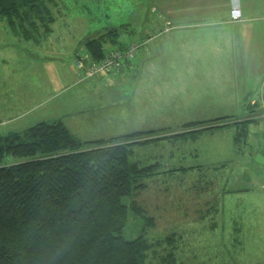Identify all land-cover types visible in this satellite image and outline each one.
Masks as SVG:
<instances>
[{
    "label": "rangeland",
    "instance_id": "1",
    "mask_svg": "<svg viewBox=\"0 0 264 264\" xmlns=\"http://www.w3.org/2000/svg\"><path fill=\"white\" fill-rule=\"evenodd\" d=\"M233 9L241 10L240 19H232ZM52 11L53 30L40 43L17 39L0 21L1 104H9L10 94L19 99L13 110H1L8 121L0 134L56 120L54 114L83 140L178 131L182 122L222 116L256 120L244 133L202 132L188 141L184 157L176 149L177 161L170 160L168 141L137 148L135 158L166 160L165 170L208 166L158 174L138 197L154 220L148 238L175 240L154 247L153 263L175 250L185 264H264V165L254 155L264 152V0H56ZM104 34L144 38L137 69H123L120 78L83 74L76 51ZM27 87L39 89L34 102L23 99ZM221 187L237 191L223 194ZM147 221L130 214L122 234L139 236Z\"/></svg>",
    "mask_w": 264,
    "mask_h": 264
},
{
    "label": "trees",
    "instance_id": "2",
    "mask_svg": "<svg viewBox=\"0 0 264 264\" xmlns=\"http://www.w3.org/2000/svg\"><path fill=\"white\" fill-rule=\"evenodd\" d=\"M55 2L0 0V21L5 20L20 39L38 42L53 30ZM109 39L105 34L87 38L86 49L76 51L75 57L82 52L101 63L110 52H127L144 40L115 38L108 45ZM143 48L139 45L127 55L111 77L122 76L123 69H137ZM255 121L229 122L222 116L185 123L176 133L161 128L83 140L56 119L0 134V264H185L175 250L152 262L155 246H175V240L148 238L154 220L138 197L154 176L190 168L165 170L162 159L145 163L135 158L136 149L225 127L244 133ZM130 214L148 220L132 239L122 234Z\"/></svg>",
    "mask_w": 264,
    "mask_h": 264
},
{
    "label": "crops",
    "instance_id": "3",
    "mask_svg": "<svg viewBox=\"0 0 264 264\" xmlns=\"http://www.w3.org/2000/svg\"><path fill=\"white\" fill-rule=\"evenodd\" d=\"M246 6L247 5H245L244 7H245V9H246ZM227 9V8H226ZM233 19V18H232ZM240 19V18H239ZM234 21H235V19H233ZM238 20V19H237ZM225 21V20H224ZM224 23H226V21L224 22ZM17 39H19V40H23V39H20L19 37H16ZM38 43H40L39 41H38ZM46 57V56H45ZM121 75L123 76V71H122V73H121ZM118 78H120V76L118 77ZM79 84V83H78ZM26 90L27 91H30L28 94L26 93H24L23 92V99H27V98H29L30 100H35V99H37L38 98V92H39V89L36 87V89H30V88H26ZM10 91V90H9ZM4 92V91H3ZM7 93H9V92H7ZM4 94H5V96H6V93L4 92ZM58 96V95H57ZM56 97V96H55ZM54 97V98H55ZM7 101H8V105H5V106H3L1 103H3V101H5L4 100V97H3V94H2V91H0V116L1 117H4V115L2 114V112H1V110L2 109H7L8 111H10V110H13L14 108H15V106H16V104L17 103H19L18 102V100H16L15 98H17V97H14V95L12 94H10V95H8L7 96ZM41 98V97H40ZM17 101V102H16ZM34 102V101H33ZM257 103H255L254 104V106H256L257 107V105H256ZM55 112V111H54ZM10 113V112H9ZM12 113V112H11ZM55 115V117H58V118H56V119H62V118H60V116H59V114H54ZM8 118V117H7ZM6 118V119H7ZM13 119H18L17 118V116H14L13 117ZM209 119H214V118H208V119H202V120H191V121H189V122H196V121H205V120H209ZM15 120V121H16ZM63 120V119H62ZM6 121H8V120H1V118H0V124L1 123H3V122H6ZM64 121V120H63ZM65 122V121H64ZM182 123H188V122H182ZM67 125V124H66ZM68 127V126H67ZM69 128V127H68ZM70 129V128H69ZM71 130V129H70ZM217 130H219V129H216V130H213V131H210V132H215V131H217ZM16 131H20V130H16ZM175 133H176V131H174ZM202 132H200V133H197V134H193V135H188V136H186V137H184L183 138V140H182V142H178L177 143V141H178V139H179V137H174V138H176L174 141H173V138H170L169 140H168V142H169V145L171 146V152H170V156H171V161H177L176 159V149L177 148H180L181 150V152H182V154H183V157H184V154H185V146H186V144L188 143V141L189 140H192V141H194V140H196L198 137H199V134H201ZM195 135V136H194ZM102 137V136H101ZM91 139V138H90ZM188 145V144H187ZM197 153H198V150H197ZM262 155V156H264V152H256V154H255V156L257 157V155ZM199 155V154H198ZM262 156H261V159H262ZM256 162L257 163H259V164H261V165H264V163H261V162H259V161H257L256 160ZM221 166H223V165H221ZM221 166H218V167H215V169H219V167H221ZM185 167H188V168H190V169H187V170H185V173H188V172H196V171H207V165H203V164H190V165H188V166H185ZM198 171V172H199ZM214 177H216V176H214ZM264 178V177H263ZM221 189H222V191H223V194L227 191V192H233V191H237V189H227V187H221ZM242 189H244V188H242ZM239 190V189H238Z\"/></svg>",
    "mask_w": 264,
    "mask_h": 264
},
{
    "label": "built area",
    "instance_id": "4",
    "mask_svg": "<svg viewBox=\"0 0 264 264\" xmlns=\"http://www.w3.org/2000/svg\"><path fill=\"white\" fill-rule=\"evenodd\" d=\"M241 16L240 9L232 10V18L237 20ZM142 45V44H139ZM139 45L132 44V47L127 52L122 51H112L108 54L101 63H98L94 60L89 59L88 54L78 52L75 57L76 66L83 71V74L90 77L97 78H110L111 76L117 75V71L120 70L123 59L127 55H133V51ZM117 73V74H116ZM264 186V182H263Z\"/></svg>",
    "mask_w": 264,
    "mask_h": 264
},
{
    "label": "water",
    "instance_id": "5",
    "mask_svg": "<svg viewBox=\"0 0 264 264\" xmlns=\"http://www.w3.org/2000/svg\"><path fill=\"white\" fill-rule=\"evenodd\" d=\"M261 156L262 155H259L258 154L257 157H256V160L259 161V162H261V163H264V156H262V159H261Z\"/></svg>",
    "mask_w": 264,
    "mask_h": 264
}]
</instances>
